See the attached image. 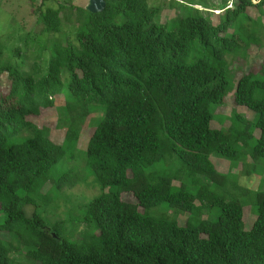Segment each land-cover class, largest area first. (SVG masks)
I'll use <instances>...</instances> for the list:
<instances>
[{"label": "trees", "instance_id": "trees-1", "mask_svg": "<svg viewBox=\"0 0 264 264\" xmlns=\"http://www.w3.org/2000/svg\"><path fill=\"white\" fill-rule=\"evenodd\" d=\"M105 1L91 14L31 0L42 34L75 28L45 46L46 66L26 44L14 50L31 53L23 70L0 44V264H264V189L240 181L264 172V62L244 66L264 51V0L173 1L166 21L149 0ZM231 94L253 118L216 129L212 107ZM52 112L61 143L43 123ZM219 159L241 168L222 172ZM86 177L97 197L67 220L45 217Z\"/></svg>", "mask_w": 264, "mask_h": 264}, {"label": "rangeland", "instance_id": "rangeland-1", "mask_svg": "<svg viewBox=\"0 0 264 264\" xmlns=\"http://www.w3.org/2000/svg\"><path fill=\"white\" fill-rule=\"evenodd\" d=\"M180 2L185 3L187 0H149L150 5L158 6L162 8V14L160 15L161 21H166L167 19L176 15L177 6L173 9L170 8L171 3ZM197 8L203 10L202 4L199 0H196ZM90 0H36L37 6H40L44 3L43 9L46 8H57L61 4L69 5L70 3L75 6H79L82 8H86L89 4ZM36 10V9H35ZM35 10L31 7V0H4L2 5L0 6V44H2L5 48V60H10L12 62H19L25 60L26 63L23 66V70L28 69L32 62L31 53L24 54L22 53V59L18 58L14 54V50L17 47H21L25 50L26 44L33 48L36 53L40 50L43 51V65L46 66L49 61V51L44 49L46 45H51L54 39L61 40L65 42L67 39L70 41H74L75 39V28L72 24H67L64 22V32L61 35H49L42 34V24L39 21V16L35 13ZM214 19L216 18L218 12H214ZM256 18L259 16L257 12L254 11L252 14ZM264 20V19H263ZM251 55L245 66V70H249L251 66L258 68L264 62V51L257 52L256 49H251ZM243 63L242 59L237 60L235 63L231 64V70L233 72L237 71L238 64ZM250 66V67H249ZM241 75L240 71L237 74V78ZM4 84L1 89L6 92L9 84L6 82L5 78H3ZM233 94H231L225 101V103L220 107H212V111L214 112L215 119L213 122V127L218 129L221 127L227 128L230 125V118L234 115V113L244 114L246 117L250 119L253 118V114L248 112L244 108L237 107L232 99ZM63 103L62 100L58 101V104ZM57 115L56 113H51L50 116H47L43 120L46 125L50 126L52 131V139L58 143H61L64 139V130L57 128ZM226 118H228L226 120ZM34 122L38 123V119H33ZM91 129H87L83 134L78 144L79 150H84L85 143L89 134L91 133ZM67 158L64 160V162ZM63 162V163H64ZM79 162L69 163V166H76ZM219 170L222 172H232L238 173V169L233 168L232 164L223 159L215 160ZM85 175V173H82ZM241 184L252 188V189H264V172L261 175H255L252 177L242 178ZM102 192L101 187L95 182V180L91 177H86L81 184L76 186L73 189H65L60 193V198L58 202L49 207V209L45 212V217H48L52 221L57 220H67V218L72 215L74 216L75 211L87 205L91 200L97 197ZM124 199L126 201L134 202V198L130 195H125ZM33 209L30 208L28 210V214H32ZM245 219L247 225H251L253 223V216L250 211V208H246L245 210ZM184 221V219H183ZM80 230L83 228L79 227ZM22 264H35L34 260L29 259L25 256L19 258Z\"/></svg>", "mask_w": 264, "mask_h": 264}, {"label": "water", "instance_id": "water-1", "mask_svg": "<svg viewBox=\"0 0 264 264\" xmlns=\"http://www.w3.org/2000/svg\"><path fill=\"white\" fill-rule=\"evenodd\" d=\"M106 6L105 0H90L86 10L91 14H100L106 10Z\"/></svg>", "mask_w": 264, "mask_h": 264}, {"label": "built area", "instance_id": "built-area-1", "mask_svg": "<svg viewBox=\"0 0 264 264\" xmlns=\"http://www.w3.org/2000/svg\"><path fill=\"white\" fill-rule=\"evenodd\" d=\"M3 1H4V0H0V6L2 5Z\"/></svg>", "mask_w": 264, "mask_h": 264}]
</instances>
